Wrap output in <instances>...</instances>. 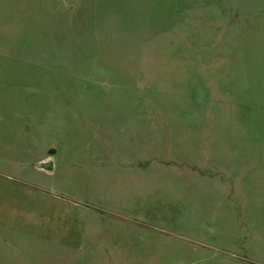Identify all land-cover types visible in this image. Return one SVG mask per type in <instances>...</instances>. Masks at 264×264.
I'll return each mask as SVG.
<instances>
[{
	"label": "rangeland",
	"instance_id": "obj_1",
	"mask_svg": "<svg viewBox=\"0 0 264 264\" xmlns=\"http://www.w3.org/2000/svg\"><path fill=\"white\" fill-rule=\"evenodd\" d=\"M45 1L50 96L0 115L65 123L0 117L1 209L78 214L70 264H264V0Z\"/></svg>",
	"mask_w": 264,
	"mask_h": 264
},
{
	"label": "crops",
	"instance_id": "obj_2",
	"mask_svg": "<svg viewBox=\"0 0 264 264\" xmlns=\"http://www.w3.org/2000/svg\"><path fill=\"white\" fill-rule=\"evenodd\" d=\"M56 12L64 20L62 22H73L70 15L65 11L69 6L68 1L60 0ZM65 9V10H64ZM91 9L86 8L81 15L75 16L76 22H90L94 18ZM51 5L45 0H0V106L26 107L31 103L35 106L36 96H50L51 91ZM30 89L39 92L33 99L20 98L19 91ZM37 100V99H36ZM46 104H43V106ZM18 110V109H17ZM6 120L17 119L29 123L30 132L34 131L36 123L50 124L52 120L57 124L65 123V117L51 116L40 117L36 115L9 114L4 112L0 115ZM52 149L53 146H51ZM47 156V155H46ZM45 156V157H46ZM49 156V155H48ZM33 164L39 175L40 172L47 174L48 184L55 181L54 170L58 169L53 165L52 158L46 157ZM61 170V169H59ZM53 173V174H52ZM30 177L26 181H17L25 194V199L40 197L41 192H34L24 187L23 184L37 183ZM47 184V185H48ZM45 187L44 185H41ZM29 207V203H26ZM33 208V204H30ZM32 210V209H31ZM121 215L122 213H115ZM74 213L56 214L47 210L33 211H6L0 206V264H45L37 250H49L48 244L54 243L58 247V257L61 264H70L67 259L72 256L68 253L79 252L84 244L82 233L71 229H56L50 226L49 220L64 217L72 219ZM20 238L24 243L20 242ZM41 245L38 248L34 245ZM19 259L23 262L20 263Z\"/></svg>",
	"mask_w": 264,
	"mask_h": 264
}]
</instances>
